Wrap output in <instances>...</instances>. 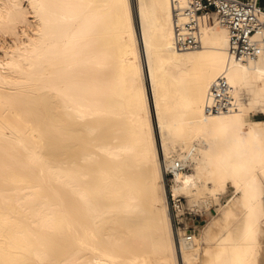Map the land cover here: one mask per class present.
Here are the masks:
<instances>
[{
  "label": "bare ground",
  "instance_id": "1",
  "mask_svg": "<svg viewBox=\"0 0 264 264\" xmlns=\"http://www.w3.org/2000/svg\"><path fill=\"white\" fill-rule=\"evenodd\" d=\"M198 37L174 47L171 0H0V264L264 263V119L236 95L264 115V53ZM222 75L238 108L209 114ZM177 161L187 211L214 206L219 173L236 186L192 241Z\"/></svg>",
  "mask_w": 264,
  "mask_h": 264
},
{
  "label": "built area",
  "instance_id": "2",
  "mask_svg": "<svg viewBox=\"0 0 264 264\" xmlns=\"http://www.w3.org/2000/svg\"><path fill=\"white\" fill-rule=\"evenodd\" d=\"M174 25V47L180 51L201 46L198 37L203 23L224 26L229 34L231 57L246 62L264 53V0H171ZM233 88L222 75L209 88L206 111L219 115L237 110ZM188 169L182 161L166 167L167 176ZM169 201L176 231L183 230L192 241L196 228L188 224L196 211L185 210V198L169 192Z\"/></svg>",
  "mask_w": 264,
  "mask_h": 264
},
{
  "label": "rangeland",
  "instance_id": "3",
  "mask_svg": "<svg viewBox=\"0 0 264 264\" xmlns=\"http://www.w3.org/2000/svg\"><path fill=\"white\" fill-rule=\"evenodd\" d=\"M207 25H210V24H207ZM236 95L241 105L249 108V110L250 109L256 110L255 112H253L251 116L252 119H258V120L264 119V115L261 113L262 109H252L251 108L250 99H251L252 94L248 88H239ZM188 170H192V167H190ZM165 182L170 192L172 189V185H173L172 176H167L165 173ZM216 184L221 190V194L218 196L210 197L214 200V206L211 207L210 209H205L202 206L198 207V210H192L196 212L192 213L193 214L192 216H189L188 224L196 228L197 230L196 235H200L206 227H208L214 222L216 223V219L221 214L222 206L228 203V199L233 196V193L236 190L235 184L228 181L224 173L218 174V177L216 179ZM182 196L185 198L186 205L188 206L189 198L186 197L185 194H182ZM224 229L225 228L222 225H220V228H218V232L220 234H224L226 233ZM176 235H177V232H176ZM176 239L178 240L177 236H176Z\"/></svg>",
  "mask_w": 264,
  "mask_h": 264
}]
</instances>
